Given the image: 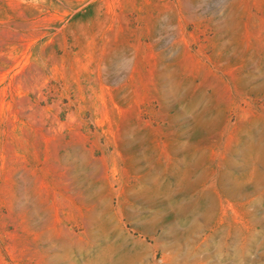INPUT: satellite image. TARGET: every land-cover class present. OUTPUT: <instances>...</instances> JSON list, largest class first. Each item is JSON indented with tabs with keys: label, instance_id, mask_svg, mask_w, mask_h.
Returning a JSON list of instances; mask_svg holds the SVG:
<instances>
[{
	"label": "rangeland",
	"instance_id": "374dc122",
	"mask_svg": "<svg viewBox=\"0 0 264 264\" xmlns=\"http://www.w3.org/2000/svg\"><path fill=\"white\" fill-rule=\"evenodd\" d=\"M0 264H264V0H0Z\"/></svg>",
	"mask_w": 264,
	"mask_h": 264
}]
</instances>
